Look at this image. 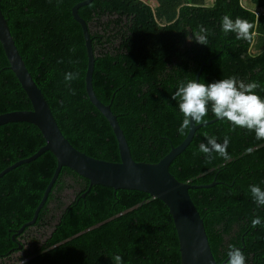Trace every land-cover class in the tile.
<instances>
[{"label": "trees", "instance_id": "trees-1", "mask_svg": "<svg viewBox=\"0 0 264 264\" xmlns=\"http://www.w3.org/2000/svg\"><path fill=\"white\" fill-rule=\"evenodd\" d=\"M80 1L1 0V8L64 135L91 156L119 161L113 127L86 90L88 53L72 12ZM262 7L264 0H91L79 7L94 51L93 89L117 115L135 160L157 162L186 137L189 126L179 131L183 113L173 93L181 82L195 80L203 63L200 82H256L252 91L264 98ZM225 14L246 20L250 39L225 33ZM201 27L207 43L196 40ZM66 72L76 78L65 81ZM207 107L201 122L216 117L210 102ZM30 108L0 41V113ZM209 136L220 143L228 138L230 159L199 151ZM45 143L30 121L0 124V172ZM56 166L55 154L46 150L0 177V264H114L115 254L123 264L181 263L174 219L162 199L140 189L91 184L67 165L36 221L20 230L33 218ZM169 170L198 185L189 192L219 263L227 264L228 251L236 248L246 264H264V205H257L249 188L264 189V138L218 118L196 130ZM254 217L261 221L255 226Z\"/></svg>", "mask_w": 264, "mask_h": 264}, {"label": "water", "instance_id": "water-1", "mask_svg": "<svg viewBox=\"0 0 264 264\" xmlns=\"http://www.w3.org/2000/svg\"><path fill=\"white\" fill-rule=\"evenodd\" d=\"M90 1L82 0L72 7L75 19L82 25L88 53L86 90L91 101L102 111L113 127L120 150L121 160L119 161L91 156L75 147L64 135L45 95L35 82L19 52L7 19L3 14L0 0V41L5 49L11 69L18 77L32 103V108L30 109H19L0 113V124L9 121H30L40 128L46 140V143L34 154L21 158L4 168L0 172V177L10 169L37 158L46 150H51L57 158L56 170L34 212L33 218L26 222L20 230H23L27 225L33 224L36 221L39 211L45 203L62 166L67 165L89 178L91 184L100 183L115 188L140 189L150 193L154 197L162 199L168 205L174 219L180 244V264H224V262L219 263L217 261L212 251L204 220L189 192L190 188L198 185L180 181L169 170L173 159L192 141L196 130L201 125L218 118L215 117L214 119L200 123H196L194 120L190 121L188 133L183 141L173 146L159 161L146 162L135 160L132 157L128 140L118 121L117 115L112 111L110 104L104 103L97 97L93 89L92 76L95 57L92 40L88 24L78 12L81 5H85ZM204 65L205 63H203ZM202 67L198 71L195 80H199ZM127 211L125 210L124 212ZM101 223H97L96 225H100Z\"/></svg>", "mask_w": 264, "mask_h": 264}, {"label": "clouds", "instance_id": "clouds-1", "mask_svg": "<svg viewBox=\"0 0 264 264\" xmlns=\"http://www.w3.org/2000/svg\"><path fill=\"white\" fill-rule=\"evenodd\" d=\"M221 28L225 33L230 31L235 33L237 38L250 39V24L239 17L233 19L225 14L221 18ZM204 32L205 29L201 27V34L196 35L197 42L207 43ZM76 75L77 73L66 72L64 79L70 81L75 79ZM256 87H258L256 82H237L231 77L207 83L199 80L181 82L173 93L174 98L179 97L178 107L183 113L179 131L182 132L189 126L190 121L201 122L210 102L211 111L217 118L226 119L233 127L254 130L257 139L264 138V98L252 91ZM227 144V137L220 143L214 136H209L207 143H200L199 151L208 154L206 158H211V154L215 152L228 160L230 154L226 151ZM249 188L257 205H264V189L257 184L250 185ZM260 222L259 217H254L251 221L253 226ZM227 255V264H246L245 256L239 249L231 248ZM112 260L114 264H123L119 254H115Z\"/></svg>", "mask_w": 264, "mask_h": 264}, {"label": "flooded vegetation", "instance_id": "flooded-vegetation-1", "mask_svg": "<svg viewBox=\"0 0 264 264\" xmlns=\"http://www.w3.org/2000/svg\"><path fill=\"white\" fill-rule=\"evenodd\" d=\"M22 252V253H21ZM21 254H24V250H21L20 252H17V254H13L15 257H19Z\"/></svg>", "mask_w": 264, "mask_h": 264}, {"label": "built area", "instance_id": "built-area-1", "mask_svg": "<svg viewBox=\"0 0 264 264\" xmlns=\"http://www.w3.org/2000/svg\"><path fill=\"white\" fill-rule=\"evenodd\" d=\"M262 11L264 12V7H262ZM260 12V11H259Z\"/></svg>", "mask_w": 264, "mask_h": 264}, {"label": "crops", "instance_id": "crops-1", "mask_svg": "<svg viewBox=\"0 0 264 264\" xmlns=\"http://www.w3.org/2000/svg\"><path fill=\"white\" fill-rule=\"evenodd\" d=\"M211 1H213V0H208V2H211Z\"/></svg>", "mask_w": 264, "mask_h": 264}]
</instances>
